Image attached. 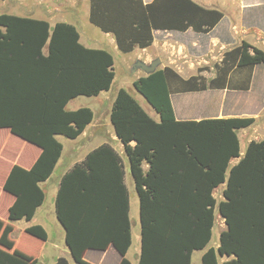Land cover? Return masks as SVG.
Here are the masks:
<instances>
[{
  "label": "trees",
  "instance_id": "1",
  "mask_svg": "<svg viewBox=\"0 0 264 264\" xmlns=\"http://www.w3.org/2000/svg\"><path fill=\"white\" fill-rule=\"evenodd\" d=\"M220 17L191 0H90L89 11L90 22L111 33L123 52L149 46L154 29L191 26L207 32ZM262 62L264 51L243 41L222 54L209 80L201 74L184 78L168 65L138 77L133 86L159 121L125 88L118 89L110 120L124 144L139 200L137 264H191L192 253L203 249L201 264H264V139L251 140L240 155L237 135L255 119L177 120L170 100L172 92L220 88L232 68L250 70ZM113 65L112 53L84 46L71 23L51 26L44 19L0 13V128L40 148L29 168L14 164L4 181L3 190L14 197L9 222L30 221L43 203L40 184L62 151L57 136L76 138L93 117L89 107L67 110V103L108 90ZM249 81L248 73L242 88ZM234 158L238 161L231 165ZM123 175L122 158L106 143L61 176L55 215L75 264H92L85 251L104 250L109 244L122 256L120 264H131L125 257L131 231ZM223 183V199L217 202L213 191ZM215 211L225 229L213 247ZM12 231L0 219V264H37L35 257L19 256ZM24 232L40 241L48 238L40 224H30ZM53 264L70 263L59 256Z\"/></svg>",
  "mask_w": 264,
  "mask_h": 264
},
{
  "label": "crops",
  "instance_id": "2",
  "mask_svg": "<svg viewBox=\"0 0 264 264\" xmlns=\"http://www.w3.org/2000/svg\"><path fill=\"white\" fill-rule=\"evenodd\" d=\"M142 1L147 4L154 0ZM191 1L204 9L216 10L220 12V19L207 32H197L191 26L185 30L154 29L152 32L153 40L149 46L144 48L135 46L134 49L129 52L121 51L117 47L115 38L111 33L103 32L99 27L90 22V0H82L83 11L81 17L78 19V22L71 21L66 18L63 14L64 12L62 7H60L56 0H50V3L47 2L45 4V9L43 11H36L34 14L23 15L15 12H7L10 14L27 16L36 19H44L48 21L51 26H53L56 22L71 23L77 27L79 31V41L84 46L96 49H106L111 52L114 57L113 66L115 76L113 82L108 90L102 91L96 96H90L95 98L93 99V106L85 105L86 102L80 98L81 95L73 98L78 101L69 109L67 107L72 104L73 99L67 103V110L89 107L93 112V117L76 138L71 139L62 135L57 136V140L62 144L61 155L49 178L40 184L44 191V200L43 203L35 210L33 218L30 221H26L24 219L15 222L8 221L7 210L13 202L14 197L3 190V184L10 168L14 164H18L24 168H29L40 154V148L22 140L24 142L23 150L18 148L10 154L11 152L7 149L6 143L0 145V219H2L5 223H9L12 226L13 231L18 224L21 225L20 231L22 232H24L25 227L30 224L42 225L48 233V238L46 241H41L40 250L41 253L45 252V255L50 256L49 264H53L59 256H64L68 259L70 264H75L65 245L63 226L57 220L55 215V195L60 178L75 163L82 161L90 151L106 143L117 151L123 161V181L129 197L128 215L131 231V245L125 254V257L131 264H137L138 262V256H131L129 252L133 242V215H138L139 225V200L130 170V163L124 150V144L116 136L113 124L110 120L112 104L118 89L125 88L139 102L146 113L155 121H159V116L155 111L151 110L153 108L143 98V96L137 93L133 86V81L144 75V73L142 74L138 70L134 72L127 68V70L129 69L130 71L129 76L124 79L117 78V61L115 60V55L123 53L125 56L129 57L130 54L132 55L138 50L145 53H141V58L137 53H135L131 56L135 58H130L129 61L140 58L145 62H150L154 59L151 58L152 52L160 48V41H162V46H164L163 48L172 53L175 52V46H177V52H179L181 49L187 50L193 46H200L202 44V40L204 39L207 40V48L221 47L223 49L222 54L225 51L239 46L243 41L264 51V0ZM78 3L79 0L70 1V6L73 10L77 7ZM89 26H92L100 31V34L97 33L98 36L96 37V40H91L84 31V29ZM165 44L170 45L171 49L169 47H165ZM127 59L128 58L125 60ZM165 65L166 64H163L159 67L161 68ZM248 73L250 74L248 88H242L245 84ZM191 75L195 74H181L184 78H188ZM214 75L215 74L208 78L206 75L204 76L207 80H209L213 78ZM116 79H118V81H116ZM133 93L139 94L141 99ZM170 100L174 116L177 120H200L206 118H226L232 116L253 117L255 121L252 126L237 131L240 155L243 154L247 144L251 140L260 141L264 139V62L255 64L250 70H233L232 68L220 88L172 92L170 94ZM130 145H134V142H130ZM26 148L32 149L30 152L25 154L24 149ZM237 161L238 158H234L231 160L230 164H235ZM142 168L144 171L148 169V163L146 161L142 163ZM224 187L225 184L223 183L213 191V195L217 202L223 199L222 190ZM4 197L7 199L1 201V198ZM215 213H217V211H215ZM215 220L217 221V225L215 221L211 241L209 243V246L213 247L218 245L219 234L225 229L224 220L220 215H218V217L216 216ZM136 232L138 233L137 229ZM205 250L206 249L195 250L194 252L198 253L196 257L193 255L194 252L192 253L191 264H201V258ZM84 258L92 264H120L122 256L112 244H109V246L104 250L87 249L84 253ZM220 261H223V259H220Z\"/></svg>",
  "mask_w": 264,
  "mask_h": 264
},
{
  "label": "rangeland",
  "instance_id": "3",
  "mask_svg": "<svg viewBox=\"0 0 264 264\" xmlns=\"http://www.w3.org/2000/svg\"><path fill=\"white\" fill-rule=\"evenodd\" d=\"M70 1L71 0H56V2L59 3L60 7H62L64 16L71 21L78 22L79 17H81L82 15L83 2L82 0H79L77 7L73 10L70 6ZM47 2L50 3V0H0V13L15 12L17 14L23 15L34 14V12L36 11H43ZM84 31L91 40H96V37L98 36L97 33L100 34V31L96 28H93L92 26L86 27ZM206 42L207 40L204 39L202 40V44L200 46H193L192 48H188L187 50L181 49L179 52H177V46H175V52L170 53L163 48L164 46H162V41H160V48L152 52L151 58L159 57L161 59V64L159 66L163 64L170 65L180 75L201 74L206 75V77L208 78L215 74L214 65L219 63L223 49L221 47L207 48ZM165 47H169L171 49V46L168 44H165ZM135 53H137L140 57L141 53L144 54L145 52L137 50V52L135 51L133 54ZM132 55L130 54L129 57L125 56V54L123 53L115 55V60L117 61V78L124 79L125 77L129 76V69L132 68V65L135 61L134 59H132L133 61H129L130 58H135L131 57ZM126 58L128 59L125 60ZM127 68L129 69L127 70ZM140 73L143 74L142 71H140ZM116 81H118V79H116ZM133 94L141 99V96L139 94ZM80 98H82L83 101L86 102L85 105L93 106V99L95 98L83 95H81ZM72 101V104L67 107L68 109L75 105L78 100L73 99ZM151 110L154 111L153 109ZM3 143L7 144V149L11 152L10 154H12V152L17 150L18 148H21L23 150L24 147V142L22 141V139L11 134L6 128H0V145ZM32 148L24 149V153L26 154L30 152ZM5 199L7 198H1V201ZM218 215L219 214L217 212L216 216L218 217ZM132 218L134 226L133 242L129 253L131 256H138L140 249V226L138 225V215H133ZM20 229L21 225H16L14 231L11 234V238L14 240V249L17 251L19 256L35 257L38 259L37 264H49L50 256L45 255V252L41 253V241L34 236L20 231ZM136 229L138 230V233L136 232ZM197 253L198 252L193 253L194 257H196Z\"/></svg>",
  "mask_w": 264,
  "mask_h": 264
},
{
  "label": "water",
  "instance_id": "4",
  "mask_svg": "<svg viewBox=\"0 0 264 264\" xmlns=\"http://www.w3.org/2000/svg\"><path fill=\"white\" fill-rule=\"evenodd\" d=\"M160 64H161V59L159 57L154 58L150 62H145L144 60L137 58L134 61L131 70L132 71L140 70L144 74H150L154 72L159 67Z\"/></svg>",
  "mask_w": 264,
  "mask_h": 264
}]
</instances>
